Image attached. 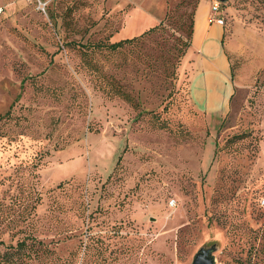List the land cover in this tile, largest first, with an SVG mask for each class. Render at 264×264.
Listing matches in <instances>:
<instances>
[{"label": "rangeland", "instance_id": "1", "mask_svg": "<svg viewBox=\"0 0 264 264\" xmlns=\"http://www.w3.org/2000/svg\"><path fill=\"white\" fill-rule=\"evenodd\" d=\"M201 2L206 21L219 3L217 110L193 83ZM139 5L163 27L108 48ZM0 10V253L35 239L48 251L25 264H264V0Z\"/></svg>", "mask_w": 264, "mask_h": 264}, {"label": "bare ground", "instance_id": "2", "mask_svg": "<svg viewBox=\"0 0 264 264\" xmlns=\"http://www.w3.org/2000/svg\"><path fill=\"white\" fill-rule=\"evenodd\" d=\"M195 45L201 55L192 58L196 72L194 87L206 98L208 106L214 108L222 102L225 66L213 33L202 32L196 37Z\"/></svg>", "mask_w": 264, "mask_h": 264}, {"label": "crops", "instance_id": "3", "mask_svg": "<svg viewBox=\"0 0 264 264\" xmlns=\"http://www.w3.org/2000/svg\"><path fill=\"white\" fill-rule=\"evenodd\" d=\"M208 10H209L208 4L206 2H201L195 11L194 30H193L194 47H196L195 45L196 37L199 36L204 31L207 33H213L216 37V42H217V38L220 35L221 28L217 26L215 22H211L210 20L208 21V19L206 21ZM157 21H158L157 19H154L151 15L147 14L146 11L140 5L136 6L127 15L125 27L119 32L115 33L112 40L113 42H118L124 39H130L131 37L141 34L143 31H145L149 27L156 25ZM199 55L201 54L198 52L197 54H193L191 57L193 58L194 56H199ZM192 58H191V61H193ZM193 69H194V61H193ZM195 76H196V72L194 70V81H195ZM194 89L198 94L197 102L202 107L208 108L209 110H217L218 108L222 106V103H223L222 99L224 98L223 91H225L224 82H223V90L221 94L222 102L218 106H215L214 108L213 107L210 108L208 106V104L205 101L206 98H204V96H201V92L198 91L197 88L194 87Z\"/></svg>", "mask_w": 264, "mask_h": 264}, {"label": "trees", "instance_id": "4", "mask_svg": "<svg viewBox=\"0 0 264 264\" xmlns=\"http://www.w3.org/2000/svg\"><path fill=\"white\" fill-rule=\"evenodd\" d=\"M168 19L166 16L164 20ZM164 21H162L159 25L150 28L145 34H151L160 28L163 27ZM136 40V38L132 39H124L115 43H112L108 46V48L112 50H116L122 48L127 44H131ZM191 44L190 35H187L186 42L183 43V48L186 51ZM184 52V51H183ZM10 117V112L6 113L5 116L0 117V122ZM1 128V126H0ZM48 250L44 247L43 244L35 239L31 240V244H27L26 241H19L15 246L7 247L2 253H0V264H25L29 260H34L40 258L41 255L46 253Z\"/></svg>", "mask_w": 264, "mask_h": 264}, {"label": "built area", "instance_id": "5", "mask_svg": "<svg viewBox=\"0 0 264 264\" xmlns=\"http://www.w3.org/2000/svg\"><path fill=\"white\" fill-rule=\"evenodd\" d=\"M23 1H25L26 4H32L37 10H39L42 13H45L46 8L49 6V0H23ZM211 12H212V17H211L210 21L221 23V21H218L216 16H215L219 12V3L218 2H213V4L211 5ZM0 14H1V10H0ZM169 204L171 206H173L174 201H171Z\"/></svg>", "mask_w": 264, "mask_h": 264}, {"label": "water", "instance_id": "6", "mask_svg": "<svg viewBox=\"0 0 264 264\" xmlns=\"http://www.w3.org/2000/svg\"><path fill=\"white\" fill-rule=\"evenodd\" d=\"M225 0H221V2H224ZM192 264H215V259L213 258V256L208 253H198L196 254V256L193 259V263Z\"/></svg>", "mask_w": 264, "mask_h": 264}]
</instances>
